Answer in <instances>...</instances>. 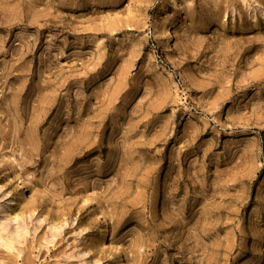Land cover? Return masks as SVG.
Masks as SVG:
<instances>
[{
	"label": "rangeland",
	"instance_id": "374dc122",
	"mask_svg": "<svg viewBox=\"0 0 264 264\" xmlns=\"http://www.w3.org/2000/svg\"><path fill=\"white\" fill-rule=\"evenodd\" d=\"M0 264H264V0H0Z\"/></svg>",
	"mask_w": 264,
	"mask_h": 264
}]
</instances>
